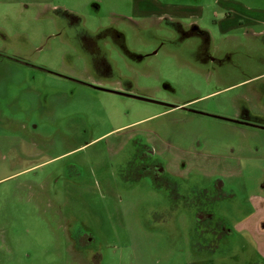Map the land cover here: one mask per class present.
Masks as SVG:
<instances>
[{
    "label": "rangeland",
    "instance_id": "rangeland-1",
    "mask_svg": "<svg viewBox=\"0 0 264 264\" xmlns=\"http://www.w3.org/2000/svg\"><path fill=\"white\" fill-rule=\"evenodd\" d=\"M38 1L0 0V29L6 35L0 38V50L28 63L26 55L33 52L30 64L35 66L32 69L28 64L0 63V111L9 110L12 114L0 115V264L14 255L18 263H23L25 246L14 254L11 244L14 237L25 239L34 249L39 248L43 260L50 254L53 239L58 240L49 211L52 207L39 199L38 211L26 185L39 181L51 188L48 176L59 161L102 166L110 158L108 153L117 146L120 128L148 131L150 142L156 147L161 150L166 146L185 148V153H190L195 162H204L212 156L245 162L247 166H229V170H244L242 175L234 176L238 189L252 184L256 190L264 178V103L259 102L258 106L246 103V95L251 94L241 85L248 77L223 82L215 74L217 70L210 73L188 60L182 61L176 51L169 53L171 48L162 47L157 55L148 59L146 66L135 63L134 75L126 76L120 71V76L114 77L115 69L107 72L110 77L101 80L105 87L121 88L120 92H127L130 97L93 90L83 83L100 81L91 68L82 66L85 58L73 63L67 61L66 49L54 46V42L39 51V42L50 33L52 23L50 19L45 20L43 13L38 14V7L56 5L81 10L82 1ZM251 4L255 9L254 3ZM240 6L219 0L216 5L206 7L201 23L212 32L218 46L225 44L227 37L232 38L233 45L244 42L240 22L264 23V15L255 17ZM171 12L185 13V10L171 8ZM231 13V19L227 20ZM149 44L145 37H138V47L153 49V52L158 47ZM147 45L150 47L146 48ZM39 66H46L48 70H41ZM49 71L63 73L76 81H63ZM258 89L262 90V86ZM240 108H251L252 115L263 121L245 119L239 115ZM225 118L243 124H233ZM31 122L39 125L46 122L60 129L88 123L93 129L90 139L93 141L74 150L76 147H68L64 134L57 130L55 142H39L43 147H39L38 155L33 149L38 139L29 130ZM40 136L41 140L46 137ZM107 141L112 148L103 147ZM225 141H229L227 146ZM62 186L69 197L73 194L81 198L85 207L91 209L93 205L95 233L106 243L103 264H169L172 257L176 261L181 254V237L164 239V233L144 218L143 212L139 213L140 208L123 215L119 212L123 206L119 204L118 195L103 197L79 185L75 192L67 191L65 184ZM50 193L48 191L47 195ZM114 217L116 220L112 223ZM62 254V251L51 253L50 264L65 260Z\"/></svg>",
    "mask_w": 264,
    "mask_h": 264
},
{
    "label": "flooded vegetation",
    "instance_id": "flooded-vegetation-1",
    "mask_svg": "<svg viewBox=\"0 0 264 264\" xmlns=\"http://www.w3.org/2000/svg\"><path fill=\"white\" fill-rule=\"evenodd\" d=\"M81 1V10L47 5L45 8L38 7L36 11L43 13L45 20L50 19L52 23L50 33L45 34L39 42V51H44L54 42V46L66 49L67 61L73 63L85 58L82 66L91 68L100 81L83 83L85 86L130 97L129 93L120 92L121 88L105 87L101 80L110 77L107 72L115 69L117 74L114 77L120 76V71L126 76L134 75L135 63L146 66L148 59L157 55L162 47H169V53L176 51L177 54H174L182 61L188 60L210 73L217 70L215 74L223 82L248 77L241 85L246 93L249 90L251 94L246 95V103L249 106L264 103V23L261 21L252 25L240 22L242 33L239 34L243 35L244 42L233 45L232 38L227 37L225 44L218 46L212 32L202 26L201 19L206 7L216 5L219 0ZM226 1L240 4L245 13L247 11L255 17L264 15V5L261 6L264 0ZM251 3H254L255 9ZM171 8L183 9L185 13L171 12ZM188 8L192 11L187 12ZM231 17L232 13L226 18L230 20ZM0 35V38L6 36L1 29ZM140 35L150 44L157 45V49L153 52V49L138 47ZM33 54L26 55L28 61L31 62ZM30 62L13 58L0 50V63L28 64L35 69ZM39 69L48 70L46 66H39ZM55 72L49 71V74L63 81H76ZM259 85L262 90L258 89ZM240 110L239 115L247 120L263 121L252 115L251 108ZM0 115L12 114L9 110H1ZM224 120L243 124L229 118ZM28 125L29 130L37 136L38 142L33 149L38 155L39 147H43L39 142H55L57 130L64 134L68 147H76L74 150L93 141L90 140L93 129L88 123L73 125L72 129L52 127L46 122L40 125L31 122ZM117 134V146L108 153L110 158L102 166H92L91 162L88 165L86 162L73 164L56 159L59 163L48 176L51 188L44 182L39 184V181L26 185L31 190L38 211L39 199L52 207L49 211L52 223H55L53 232L58 240L53 239L50 254L62 251L65 257L57 264H103L106 246L102 237L95 233L93 205L89 209L81 198L73 194L69 197L62 184L72 192L79 185L103 197L116 194L120 199L119 204L123 206V210L120 208L119 211L123 215L140 208L139 213L143 212L144 218L164 233V239L181 237V254L176 261L172 257L169 264H264V178L256 190L252 184L238 189L234 176L242 175L244 170L231 171L229 166H247L245 162L228 161L223 156L195 162L190 153H185V148L166 146L161 150L156 147L150 142L148 131L120 128ZM40 135L46 137L41 140L38 138ZM224 143L227 146L229 141ZM100 144L103 146V143ZM103 147L112 148L111 142L107 141ZM48 191L52 193L47 195ZM51 195L54 199H51ZM114 220L115 217L111 222L114 223ZM11 244L14 254L25 246L22 249V264H50V254L43 260L39 256V248L34 249L25 239L14 237ZM5 264L20 263L14 255Z\"/></svg>",
    "mask_w": 264,
    "mask_h": 264
}]
</instances>
